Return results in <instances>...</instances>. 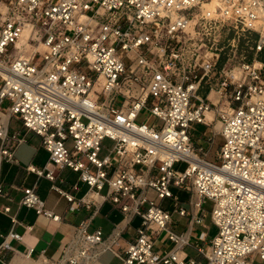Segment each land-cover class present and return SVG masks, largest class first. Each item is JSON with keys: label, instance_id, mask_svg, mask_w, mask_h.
Segmentation results:
<instances>
[{"label": "built area", "instance_id": "2783aa9c", "mask_svg": "<svg viewBox=\"0 0 264 264\" xmlns=\"http://www.w3.org/2000/svg\"><path fill=\"white\" fill-rule=\"evenodd\" d=\"M239 38L250 50H239ZM263 49L264 0H0V158L14 160L24 140L7 131L12 115L48 151L49 162L29 171L76 206L108 200L123 214L108 236L79 222L64 264L96 251L99 264L105 239L115 241L134 216L123 250H113L122 264H264ZM193 122L206 125L210 146L222 136L217 161L206 159L205 143L194 145ZM106 137L113 144L99 156ZM48 164L77 172L87 189L75 197L78 183H56ZM172 186L189 192V208ZM22 190L20 204L59 219L33 185ZM165 198L202 226V203L213 201L217 230L205 248L194 242L200 258L183 250L189 229H172ZM163 230L159 252L153 235Z\"/></svg>", "mask_w": 264, "mask_h": 264}, {"label": "crops", "instance_id": "0c3cea01", "mask_svg": "<svg viewBox=\"0 0 264 264\" xmlns=\"http://www.w3.org/2000/svg\"><path fill=\"white\" fill-rule=\"evenodd\" d=\"M1 106L5 109V106ZM207 116L212 118L210 114ZM218 127V123L215 122L213 128ZM6 128L8 132H18L24 140L15 148L14 160L0 158V185L3 189V194H0V264H44L53 259H61L63 256L60 257V254L66 242L69 241L71 245L76 238L74 233L77 225L83 220L88 223V231L100 226L104 236H108L114 224L121 220L122 212L108 200L89 207L76 206L75 202L67 201L51 187L52 182L48 178L38 176L27 169L28 164L42 168L49 162L48 151L42 146L40 137L26 130L20 119L12 115H7ZM48 166L53 167L51 164ZM53 169L57 175L55 182L61 186L68 188L71 183H78L79 190L74 192L75 197L87 189V184L79 179L77 172L69 168ZM60 177H64L65 181L60 182ZM32 185L43 199L45 207L59 214L58 220L37 214L32 207L19 203L23 194L22 189ZM6 205L10 208L8 212L2 210ZM12 215L15 221L11 219ZM194 224L196 223L189 224L186 229H189V242L192 245L194 242L204 240L206 236V231L202 228L194 231ZM11 230L17 232L19 237L8 235ZM123 231L115 241H110L109 237L105 239L104 243H108L109 247H102L100 250L99 264H122L113 250L119 251L124 248L127 239L131 237L132 234L124 235ZM102 245L104 244L101 243L99 247ZM107 250L110 251L108 261H101V254ZM183 250L187 253L184 248ZM29 251L30 256L27 254ZM94 264H97V261Z\"/></svg>", "mask_w": 264, "mask_h": 264}, {"label": "rangeland", "instance_id": "374dc122", "mask_svg": "<svg viewBox=\"0 0 264 264\" xmlns=\"http://www.w3.org/2000/svg\"><path fill=\"white\" fill-rule=\"evenodd\" d=\"M250 35H252V37L256 36V31H252V33H250ZM249 42H246V38H239V45L238 48L239 50H250L249 48ZM260 57L264 59V49L260 52ZM199 93L204 94L203 90H199ZM8 103L7 100H5L4 102H2V105L5 106ZM157 123L160 125L161 124V120L157 119L156 120ZM214 125V122H213ZM206 130V125L202 124V123H198V122H193L191 125V132L193 134V143L195 146L199 145V144H204V148L205 150H207L206 153V159L210 160V161H217L216 159V154H215V149H217L219 147V145L222 143L223 138L219 133H216L214 136V140L210 146L209 143L206 144V142L203 140V134ZM71 140H67L66 145L68 147L71 146ZM103 144L104 146H102L101 150L99 151L98 155L99 156H103L105 153L108 152L109 148H111L112 144H113V140L106 137L103 139ZM185 166V162L184 161H180L177 162L175 164V167H177L178 169H183V167ZM172 192L175 193L178 196V199L182 202V204L189 208L190 204H189V198H190V194L188 191L178 188V187H171ZM163 204L167 205V207L170 209V211H172L171 213V220L172 222H176L175 226H173V230L176 232H180L182 230H186L188 228L189 225V221L188 218L185 216H181L179 215L177 212L173 211V204H172V200L165 198L164 200H162ZM212 205H213V201L209 198H205L202 206L204 207L206 214H205V218L204 221L206 223V226H201L199 224H194L193 225V230L196 231V229L198 228H202L206 231V236L205 239L201 240L199 242V244L205 248L208 244L209 241L211 239V237L216 233V226L210 221V212L212 209ZM140 221V217L139 216H134L132 218V220L130 221V223L126 226V228L124 229L123 233L124 235H128V234H132L131 231L134 230V227L139 223ZM154 247L159 251L162 252L164 249V245L168 242L167 239V233L165 230L163 231H156L154 233ZM191 241V240H190ZM184 249L187 251V253L191 256L200 258L201 254L200 252L191 244V242H189L188 244H186L184 246ZM123 247L121 249H119V251H122ZM109 253L110 251H106L103 254H101L100 256V260L101 261H108V257H109Z\"/></svg>", "mask_w": 264, "mask_h": 264}, {"label": "bare ground", "instance_id": "6f19581e", "mask_svg": "<svg viewBox=\"0 0 264 264\" xmlns=\"http://www.w3.org/2000/svg\"><path fill=\"white\" fill-rule=\"evenodd\" d=\"M206 114L208 115V114H210L211 116H212V111H210V110H208L207 112H206ZM208 117V116H207ZM211 118V117H210ZM215 122H217L218 123V125H219V122L218 121H214V123ZM219 128V127H218ZM76 242H77V238H75L74 240H73V242L71 243V245H70V247H76ZM71 249V248H70ZM69 254V252H66V254L61 258V259H59V260H57V262H55L54 264H64V261H65V259H66V257H67V255ZM95 253L94 254H92L90 257L88 256L87 258H81L80 259V264H94V263H96V259H95ZM49 262H46V263H44V264H48Z\"/></svg>", "mask_w": 264, "mask_h": 264}]
</instances>
